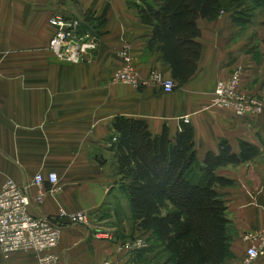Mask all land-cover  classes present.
<instances>
[{
	"label": "crops",
	"instance_id": "crops-1",
	"mask_svg": "<svg viewBox=\"0 0 264 264\" xmlns=\"http://www.w3.org/2000/svg\"><path fill=\"white\" fill-rule=\"evenodd\" d=\"M246 2L249 8L240 14L223 10L212 20L198 19L197 70L168 93L146 83L154 73L171 77V71L161 52L148 50L153 24L139 13L143 0H0V188L7 178L27 184L38 172H56L59 190L45 197L40 212L54 217L62 207L90 215V225L63 228L53 249L58 264H174L154 230L140 226L128 193L118 198L120 177L110 147L111 124L120 115L145 120L154 134L167 125L174 135L181 120L190 122L200 161L217 152L223 139L236 153L241 140L259 148L252 160L218 170L232 180L218 187L229 219L222 264L245 257L250 242L244 235L264 225V112L237 116L211 100L217 82L237 70L241 92L264 99V0ZM53 14L77 18L82 31L96 38L88 60L68 63L48 50ZM124 43L131 45L138 87L112 80ZM94 149L107 150V160ZM138 238L142 248L119 252V245ZM0 264L39 261L33 251L6 256L0 249ZM251 264H264V254Z\"/></svg>",
	"mask_w": 264,
	"mask_h": 264
},
{
	"label": "trees",
	"instance_id": "trees-1",
	"mask_svg": "<svg viewBox=\"0 0 264 264\" xmlns=\"http://www.w3.org/2000/svg\"><path fill=\"white\" fill-rule=\"evenodd\" d=\"M154 1L143 0L139 6V13L153 24L148 50L161 52L177 85L186 83L198 67L202 51L198 19L249 8L246 0ZM111 127L115 140L110 150L119 183L142 229L154 230L174 264H222L229 251V219L218 187L232 180L218 170L252 160L259 148L241 140L236 153L223 139L217 152L208 151L200 161L194 127L188 121L181 120L174 135L167 125L154 134L145 120L123 115L116 116Z\"/></svg>",
	"mask_w": 264,
	"mask_h": 264
},
{
	"label": "built area",
	"instance_id": "built-area-1",
	"mask_svg": "<svg viewBox=\"0 0 264 264\" xmlns=\"http://www.w3.org/2000/svg\"><path fill=\"white\" fill-rule=\"evenodd\" d=\"M48 21L54 28L48 42V50L58 60L80 63L88 60L89 54L97 50L96 38L91 33L82 31L77 18L53 14ZM118 56L122 64L113 75V82L138 87L141 82L133 65L131 45L124 43L118 51ZM241 79L242 72L237 70L226 80H219L211 104L230 110L237 116L264 112L262 99L240 91ZM150 81L168 93L177 87L172 77L161 72L154 73L146 83ZM113 139L115 140V137ZM59 187L56 172H49L46 176L38 172L27 184H19L12 178L4 180L0 188V249L4 255L8 256L16 251H33L37 254L39 264H58L59 256L53 249L60 242L63 228L67 225H90V215L86 210L68 212L61 207L58 215L54 217L40 212L39 208L45 197L55 195ZM31 189H35V192ZM34 204L37 209L32 211L31 207ZM96 235L105 237L102 232H97ZM244 239L248 240L250 245L245 257L236 264H251L264 254V225L247 232ZM143 246V240L138 238L134 242L122 243L118 250L133 252Z\"/></svg>",
	"mask_w": 264,
	"mask_h": 264
},
{
	"label": "rangeland",
	"instance_id": "rangeland-1",
	"mask_svg": "<svg viewBox=\"0 0 264 264\" xmlns=\"http://www.w3.org/2000/svg\"><path fill=\"white\" fill-rule=\"evenodd\" d=\"M244 3L245 4H248V2H245V1H244ZM226 5H228V4L226 3ZM242 9H244V7H242ZM222 11L223 10H221L219 14H222ZM262 100L264 101V99H262ZM93 154L96 155V156H100L101 158L103 157L102 159L107 160V157H106L108 155L107 150L94 149ZM118 189H119V195H120V197H118V198H123L124 195H125V189H124V187H122V185L118 184Z\"/></svg>",
	"mask_w": 264,
	"mask_h": 264
}]
</instances>
